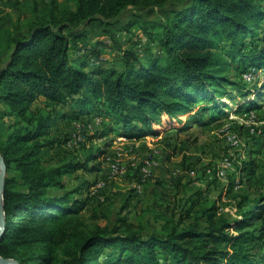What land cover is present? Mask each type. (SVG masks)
<instances>
[{"label":"trees","instance_id":"16d2710c","mask_svg":"<svg viewBox=\"0 0 264 264\" xmlns=\"http://www.w3.org/2000/svg\"><path fill=\"white\" fill-rule=\"evenodd\" d=\"M167 2L50 0L44 8L32 5L31 16L0 27V119L14 121L0 135L7 164L2 257L22 264H264V253L257 251L264 209L251 212L261 198L252 201L240 194V217L232 219L217 216L215 201L202 200L194 212L199 200L194 195L178 218L173 208L158 212L160 227L154 230L126 218L113 226L96 223L95 215L81 213L79 200L71 203V192H51L64 188L66 175L88 165L43 160V151L57 141L44 137L69 114L75 119L85 115L83 124L106 116L95 138L116 133L139 140L172 129L180 133L192 123L206 125L232 111L262 108L264 78L249 87L230 73L233 63L245 66L242 75L264 69V0H185L162 22H144L137 15L168 9ZM124 16L136 20L120 30H131L138 21L160 56L145 62L133 47L122 50L120 68L94 69L71 59L72 40L82 37L89 24L111 26ZM40 101L42 107H34ZM202 114L208 115L206 122ZM247 170L245 164L242 171ZM201 217L207 222L204 229Z\"/></svg>","mask_w":264,"mask_h":264},{"label":"rangeland","instance_id":"374dc122","mask_svg":"<svg viewBox=\"0 0 264 264\" xmlns=\"http://www.w3.org/2000/svg\"><path fill=\"white\" fill-rule=\"evenodd\" d=\"M182 2H185V0H168V9H153L146 12H139L137 15L143 17L142 19L144 22H146L145 19L148 21L162 22L168 17L167 13H169V10L179 8ZM18 3H16L17 12L13 11V15L11 14L12 22L19 16L25 18L31 16L32 5L37 2L36 0H24L23 2L18 1ZM3 8V2L0 0V15L2 14L0 19L8 14L6 11L7 9L2 13L1 10H3ZM128 19L129 16H124L120 18V20L116 19L114 24L124 23L125 25L128 22L136 20L133 19V17ZM138 24V21L137 23H133V27L128 31L120 30L121 27H119L118 29H114L113 33H110L113 37H109V39H106L107 42L104 43L106 47H110L107 49V52L109 51L107 55L103 56L107 58V60L102 66L120 68L122 50L131 49L133 47L137 48V52L141 54L145 62H148L156 56H160L161 51L158 49V45L151 44L150 39L148 37L146 39V36H143V31L137 30L138 28L141 29L140 24ZM157 27L154 28L156 29ZM96 32L99 31L95 30V33ZM124 32L128 34L126 37V44L124 41ZM135 44H137V47ZM102 53L105 54L104 52ZM244 68L245 66H241L239 63L236 65L233 63L230 76L241 83V85L252 87L253 85L247 84L250 82H248L244 74L242 75L241 73ZM252 76L261 81L264 78V69L261 68V70L256 71ZM238 89L239 88L233 87L232 92L238 94ZM260 104H262V108H264V103L261 102ZM233 115L232 117L226 116L206 126L191 128L188 132L184 131L178 135L174 133L168 144L161 143L162 145H155L152 143V146L154 145L153 149L151 148L145 156L146 159L144 162L146 165L150 160L156 162L152 166L158 164L157 152L159 151V154L164 155L166 158L165 160H167L166 155L173 153L171 156H174V160L170 158L167 162L169 163L168 165L176 166L180 164L183 170V177L178 181L177 186L173 188L170 194L164 195L159 202L153 199H146L143 201V199L140 198L134 199L135 197L133 196L129 197L128 193L132 192V188L136 189V191L139 190L137 186L138 182L133 184L130 183L127 178H124L128 172V157L135 155L136 158H141L139 152L136 151L138 145H136L134 139H128L123 134L116 135L117 137H115V140H110V138H112L111 136L95 138V129L100 127L104 117L98 120L91 119V122L78 124V126L75 124L73 125V122L70 120L65 124L61 121L62 123L54 125L51 132L44 137L45 140H57L56 143L48 149H45L42 153L43 160L46 164L55 165L69 163L71 161L76 163L86 162L89 168L91 166L104 167L108 162L119 161L124 166L126 173L120 175L114 174L111 171V179H104L100 177L96 178L98 175H96V173L94 174V172L90 171L88 168V170L78 169L71 173L72 175L69 174L64 177L63 189L54 188L51 189V192L60 196L65 192H71V203L77 200L75 199L76 196L82 198L81 205H78V207L81 208V213L87 217L93 214L95 215L93 218L94 222L108 224L110 226L118 224L121 218H126L129 222L137 226L141 225L143 227H149V229L157 230L160 227V221L156 220L158 212L168 213L171 212L173 208L177 212L176 218H178L182 210L187 206L190 207L192 204L190 199H193L194 195H198L197 199H199L195 204L194 212L199 210L202 200L203 202L210 203L215 201L218 206V217L239 218L240 216L237 214V205L240 200V194L247 195L252 201L259 198L264 200V160L260 155H257L261 153L260 151L258 152V150H261V147L256 146L260 145V138L264 140V110L262 112L248 114L245 111ZM7 120L2 121L0 119L1 136H5L10 130L8 127L9 124L11 122L14 123L12 120L9 122ZM1 122H6V125L2 126ZM255 129H261L262 133L259 135ZM71 134V140L68 141ZM232 134H236L242 141V144L239 145L242 146V151H237L239 148L238 146L229 144L228 136ZM156 140L155 137V141ZM122 143H125L124 145L129 144L126 148L127 150L125 149L126 151L120 149L124 146ZM173 146H175V149ZM244 148H248V151L245 152V157H243L242 154L244 153ZM201 150L205 151L201 153ZM93 156L99 159L97 160L93 158ZM198 158H200L201 164L197 162ZM227 159L234 161L232 169L225 168ZM245 164L248 170L243 172L242 170ZM209 168L212 170L208 172ZM219 168L225 170L224 177H219L215 174L216 170ZM250 169L252 174H250ZM150 175L151 172L144 178L145 181L148 180ZM204 176H206V178ZM140 177L142 179L143 175H140ZM170 178H168V181L171 180ZM89 180L92 186L80 187L85 185V181L88 183ZM200 180H203L202 183H196ZM145 181H141L140 184L143 185ZM173 181L174 180H172V182ZM172 185L174 186L173 183ZM98 187H100L98 190L104 189L102 197L100 198V196H98L99 199L95 198V194H97L98 191L93 194ZM80 189H83L81 193L78 192ZM113 195H115V197L112 198ZM260 205H262V207H260ZM260 205L252 207L251 212L253 213L257 210H261V208L264 209V201L260 202ZM193 220L194 218L190 217L187 221L192 222ZM200 226V229L207 227L206 219L203 217L200 218ZM259 226L260 223L255 224V227ZM145 232H147V230H145ZM231 232L234 231L231 230ZM199 241L201 242L202 240ZM257 246V251L264 253V234L257 241Z\"/></svg>","mask_w":264,"mask_h":264},{"label":"crops","instance_id":"0c3cea01","mask_svg":"<svg viewBox=\"0 0 264 264\" xmlns=\"http://www.w3.org/2000/svg\"><path fill=\"white\" fill-rule=\"evenodd\" d=\"M18 1L23 2L24 0H2L4 8L1 11L3 13L7 9L6 11L8 12V14H6L5 17L0 19V27L8 26L12 23L11 14L13 13V11L17 12L16 3ZM36 2H37L36 4H38L39 8H44L50 3V0H36ZM1 15H0V17H1ZM120 25H122V23L113 24L111 26H106L100 21H96V22L89 24L85 28L82 37L72 40L70 50H69V54H70L71 59L72 60L79 59L81 62H84L87 69H94V68L102 66V64H104L105 61L107 60V58H105L103 56L107 55V53L109 52V51L107 52V49H109V47H110V46L106 47V45L104 43L107 42L106 39H109V37L110 38L113 37L112 34H110V33H113L114 29H118L119 27H121ZM95 30H97L99 32L95 33ZM137 30L140 31L141 29L138 28ZM136 33H139V32H136ZM127 35L128 34L126 32H124L125 44L127 43V38H126ZM143 36L145 37L144 34H143ZM103 46H105V47H103ZM110 51H111V49H110ZM102 52H104L105 54H103ZM121 66H122V57L120 58L119 67H121ZM34 107L40 108V107H42V104L40 102H35ZM66 109L69 110L68 107H66ZM263 110H264V108H260V109H255V110L248 111V112L246 111V113L247 114L253 113V112L258 113V112H262ZM241 112H245V110H239L236 112L232 111L228 114V116L232 117V116H234L233 114L236 115L237 113H241ZM190 115H191V113L186 114V118H189ZM89 116H94V114L89 115ZM89 116H86V117H89ZM83 117H85V115L81 116L78 119H75V118L71 117V115L69 114L68 117L63 118V119H59L57 121V124L62 123V122H63V124H65L66 122H68L70 120L73 122V125L75 124L76 126H78V124H83L82 123V121H84ZM103 117H104L103 121L108 122V118L106 116H102V118ZM207 117H208L207 114H202V116L200 118L204 119L206 122L208 119ZM219 120H221V119H219ZM213 122H217V120L213 121ZM213 122H211V123H213ZM211 123H208V124H211ZM208 124H206V125H208ZM206 125H202L199 123L189 124L188 125L189 128L186 130V132H188V130H190L191 128H198L199 126H206ZM174 133L178 135V134H181L182 132L177 133L176 129H172L169 132H167L161 136H147V137L141 138L139 140H134L136 145H138V149H136V151L139 152V156L141 158H136L135 155L132 157H128V162H127L128 172L124 178H127L130 183L135 184V182H137L138 179L140 178V175H139L140 164L144 163V160L146 159L145 156L147 155L146 153L149 152L151 148L153 149L154 145L152 146V143L155 145H157V144L162 145L161 143H167L168 144L171 140V137L174 135ZM116 135H119V134H116V133L110 134L109 136L112 137V138H110V140H115V137H117ZM155 137L157 139L156 141H155ZM122 144L124 145L125 143H122ZM128 145L129 144H126V145L122 146V148H120V149L125 150L128 147ZM178 145H181V144H178ZM256 146L261 147V150H258V152L260 151L261 153H259L257 155H260V157L264 160V140H263V138H260V145H256ZM173 147L175 149V146H173ZM242 149H243L242 146H239L237 151H242ZM254 149H258V148H254ZM204 151L205 150H201V153H203ZM247 151H248V148L247 149L244 148V150H243L244 153H242L243 157H245V152H247ZM173 152H174V150H173ZM157 153H158V164L156 166H152L151 175L149 176L148 180H146L145 183L141 186L140 191H138V190L136 191V189L132 188L131 189L132 192L128 193L129 197L133 196V197H135L134 199L140 198V199H143V201L146 199H153V200H156L157 202H159L164 195L170 194L172 192L173 188H175V186H177L178 181L180 179H182V177H183L182 176V174H183L182 166L180 164L173 166V165H168L169 163H167L170 160V158L172 160H174V156H171V155H173V153L166 155L167 160H165L166 158L164 157L163 154H159V151ZM95 159L98 160L99 158L97 157ZM139 161H141V162H139ZM197 162L199 164H201L200 158H198ZM87 168H88V166L86 168H82V169H87ZM88 169L90 171L94 172V174L96 173V175H98V176H96V178L100 177V178H104V179H107V178L111 179V170H110L109 162L106 163V166H104V167L103 166L102 167L96 166V169H91V167H89ZM210 170H212V169L209 168L208 172ZM197 174H199V173H197ZM66 176H68V175H66ZM204 177L206 178V176H204ZM168 178H170L171 180L168 181ZM172 180H174V181L172 182ZM202 181L203 180H200V181H197L196 183H198V182L202 183ZM172 183L174 184V186L172 185ZM88 186L89 187L92 186V183L90 180L88 181V183L85 181V185L84 186L82 185L80 187L84 188V187H88ZM180 187H182V186H180ZM103 190L104 189H102L100 192V195H99L100 198L102 197ZM81 191H83V189L78 190V192H80V193H81ZM113 197H115V195H113L112 198ZM202 197H203V195H202ZM75 199L82 202L81 201L82 198H79L78 196H76Z\"/></svg>","mask_w":264,"mask_h":264},{"label":"built area","instance_id":"2783aa9c","mask_svg":"<svg viewBox=\"0 0 264 264\" xmlns=\"http://www.w3.org/2000/svg\"><path fill=\"white\" fill-rule=\"evenodd\" d=\"M259 70H261V69H259ZM258 70V71H259ZM254 71V72H253ZM256 71H257V69H254V68H252V69H249L248 71H246L245 73H243L244 74V77H245V79L248 81V82H250V84H252L253 82H255V78H253V76H252V74H255L256 73ZM256 131H257V133L260 135L261 133H262V130L261 129H255ZM228 141H229V144H231L232 146H238L239 147V145H241L242 144V141L240 140V138L236 135V134H232V135H229L228 136ZM152 160H150L149 162H147V165H146V163L144 162L142 165H141V176L143 175V177H142V179L140 178V180L141 181H145V177L146 176H148L149 175V173L151 172V170H150V167L152 166V165H154L156 162H152ZM225 168H230V169H232L233 168V165H234V161H232V160H229V159H227L226 160V162H225ZM109 166H110V170L114 173V174H125L126 172V170H125V168H124V166L121 164V162H119V161H116V162H110L109 163ZM215 174L217 175V176H219V177H224V175H225V170L224 169H221V168H219V169H217L216 170V172H215ZM141 182H139L138 183V191H140V189H141V184H140ZM100 187H98L97 189H96V191L93 193V194H95L97 191H98V189H99Z\"/></svg>","mask_w":264,"mask_h":264},{"label":"water","instance_id":"95a60500","mask_svg":"<svg viewBox=\"0 0 264 264\" xmlns=\"http://www.w3.org/2000/svg\"><path fill=\"white\" fill-rule=\"evenodd\" d=\"M7 176V164L0 153V241L6 230V216L4 209V190ZM0 264H22L14 258H5L0 255Z\"/></svg>","mask_w":264,"mask_h":264}]
</instances>
